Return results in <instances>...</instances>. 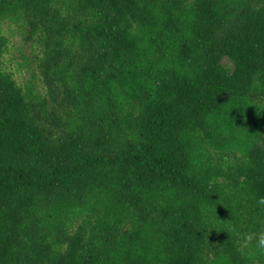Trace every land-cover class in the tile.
Listing matches in <instances>:
<instances>
[{"label": "trees", "instance_id": "trees-1", "mask_svg": "<svg viewBox=\"0 0 264 264\" xmlns=\"http://www.w3.org/2000/svg\"><path fill=\"white\" fill-rule=\"evenodd\" d=\"M263 105L264 0H0V264H264Z\"/></svg>", "mask_w": 264, "mask_h": 264}, {"label": "rangeland", "instance_id": "rangeland-1", "mask_svg": "<svg viewBox=\"0 0 264 264\" xmlns=\"http://www.w3.org/2000/svg\"><path fill=\"white\" fill-rule=\"evenodd\" d=\"M8 37L11 40V46L9 54L5 57L6 60L10 61L11 69L19 75V81L21 84L25 82H30L36 84L38 87L43 83L40 77L38 70L33 64V59L30 55L31 50L26 47L22 41L21 35L17 28H12L8 31ZM225 66H229L228 60L223 62ZM34 72L37 76H32ZM261 113H264V105L260 106L257 116H262ZM250 114L245 115V119L249 118L247 123L243 122V126L247 127L251 122Z\"/></svg>", "mask_w": 264, "mask_h": 264}, {"label": "clouds", "instance_id": "clouds-1", "mask_svg": "<svg viewBox=\"0 0 264 264\" xmlns=\"http://www.w3.org/2000/svg\"><path fill=\"white\" fill-rule=\"evenodd\" d=\"M260 205H264V198H260L258 201ZM256 248L260 251H264V233L259 234L256 239Z\"/></svg>", "mask_w": 264, "mask_h": 264}]
</instances>
